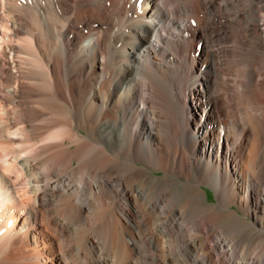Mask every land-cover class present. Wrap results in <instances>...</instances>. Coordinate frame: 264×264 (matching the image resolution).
I'll use <instances>...</instances> for the list:
<instances>
[{"label":"bare ground","instance_id":"1","mask_svg":"<svg viewBox=\"0 0 264 264\" xmlns=\"http://www.w3.org/2000/svg\"><path fill=\"white\" fill-rule=\"evenodd\" d=\"M0 264H264V0H0Z\"/></svg>","mask_w":264,"mask_h":264},{"label":"rangeland","instance_id":"2","mask_svg":"<svg viewBox=\"0 0 264 264\" xmlns=\"http://www.w3.org/2000/svg\"><path fill=\"white\" fill-rule=\"evenodd\" d=\"M153 173H156V174H162L163 171L161 170H156V171H153ZM203 188L204 190L207 192V195H208V199L209 200H216V192H215V189L211 186H208V185H203Z\"/></svg>","mask_w":264,"mask_h":264}]
</instances>
